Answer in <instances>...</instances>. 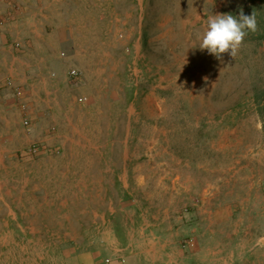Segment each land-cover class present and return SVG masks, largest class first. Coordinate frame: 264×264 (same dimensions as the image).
<instances>
[{
    "label": "rangeland",
    "instance_id": "1",
    "mask_svg": "<svg viewBox=\"0 0 264 264\" xmlns=\"http://www.w3.org/2000/svg\"><path fill=\"white\" fill-rule=\"evenodd\" d=\"M241 10L235 58L199 48ZM0 20V264H264V0H0Z\"/></svg>",
    "mask_w": 264,
    "mask_h": 264
},
{
    "label": "clouds",
    "instance_id": "2",
    "mask_svg": "<svg viewBox=\"0 0 264 264\" xmlns=\"http://www.w3.org/2000/svg\"><path fill=\"white\" fill-rule=\"evenodd\" d=\"M206 28L199 48L206 49L210 55L222 60L225 53L235 58L248 32L256 31L257 21L254 13L245 15L241 10L239 18L231 14H218L210 17Z\"/></svg>",
    "mask_w": 264,
    "mask_h": 264
},
{
    "label": "built area",
    "instance_id": "3",
    "mask_svg": "<svg viewBox=\"0 0 264 264\" xmlns=\"http://www.w3.org/2000/svg\"><path fill=\"white\" fill-rule=\"evenodd\" d=\"M2 1H4V2H6V3H14V4H23V3H25V1L26 0H2ZM3 24V21L2 20H0V25H2ZM14 45L15 46H19V42H14ZM68 73H69V75H71V76H75L76 75V71L74 70V69H71V70H69L68 71ZM79 100H81V99H79ZM22 125L23 126H27L28 125V120L26 119V118H24L23 120H22ZM34 150V149H33Z\"/></svg>",
    "mask_w": 264,
    "mask_h": 264
},
{
    "label": "trees",
    "instance_id": "4",
    "mask_svg": "<svg viewBox=\"0 0 264 264\" xmlns=\"http://www.w3.org/2000/svg\"><path fill=\"white\" fill-rule=\"evenodd\" d=\"M259 110V113L261 115V121H262V124L264 125V114H263V108L259 106L258 108Z\"/></svg>",
    "mask_w": 264,
    "mask_h": 264
},
{
    "label": "crops",
    "instance_id": "5",
    "mask_svg": "<svg viewBox=\"0 0 264 264\" xmlns=\"http://www.w3.org/2000/svg\"><path fill=\"white\" fill-rule=\"evenodd\" d=\"M54 2V0H52ZM52 21V20H51Z\"/></svg>",
    "mask_w": 264,
    "mask_h": 264
}]
</instances>
